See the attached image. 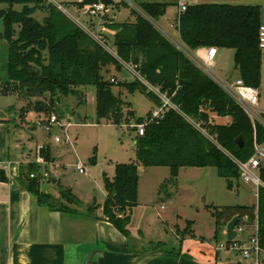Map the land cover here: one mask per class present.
Segmentation results:
<instances>
[{
  "label": "trees",
  "instance_id": "16d2710c",
  "mask_svg": "<svg viewBox=\"0 0 264 264\" xmlns=\"http://www.w3.org/2000/svg\"><path fill=\"white\" fill-rule=\"evenodd\" d=\"M98 2L82 0L77 7ZM120 3L126 4L135 19L118 23L109 18L105 23L114 33L111 42L117 56L114 57L46 0H0V4L7 5L0 7V41L6 48L2 83L14 84L18 94L25 98H41L48 94L50 104L44 107L45 113L52 110L59 96L67 97L80 87L91 86L97 121L104 119L115 126H129L132 121L142 123L150 113L136 118L131 105L122 100V94L112 92L113 86L123 88L127 94L146 95L156 104L155 108L162 105L161 100L139 80L112 83L111 79L104 78L102 71L112 66L119 72L122 69L119 60L135 65L141 77L176 107L166 108L161 118L145 126L142 136L135 137L137 161L145 167H169L172 179H176L182 167L215 168L228 190L238 187L239 171L230 156L241 162L250 159L254 154V137L257 144L264 142V127L255 124L254 130L247 114L190 56L200 48L231 49L239 78L258 89L263 59L259 48L260 7L188 4L176 20L180 42L186 52L183 53L154 23L165 14L168 4L140 3L135 6L138 11L124 0L110 6L115 8ZM38 10L46 13L42 22L33 16ZM186 117L201 123L216 143L202 135ZM217 118L225 121L218 123ZM261 119L264 121V115ZM241 135L244 145L239 148L235 140ZM41 155L47 163L52 162L49 148L44 147ZM258 173L264 185V159ZM21 176L25 188L38 204L49 210L75 213L69 205L77 203L69 190H60L63 200L60 203L42 190L37 164H28ZM104 191L103 204L91 203L86 209L88 214L97 218L94 212L100 207L102 218L123 236L130 237L128 225L138 191L136 164H117L113 178H104ZM213 216L216 230L224 228L235 216L238 225L245 217L249 225L256 222L259 245L264 250V186L258 188L256 204L219 207ZM176 237L183 240L180 232ZM189 238L194 237L189 234ZM231 242L226 241V244ZM160 244L153 248H160Z\"/></svg>",
  "mask_w": 264,
  "mask_h": 264
},
{
  "label": "rangeland",
  "instance_id": "374dc122",
  "mask_svg": "<svg viewBox=\"0 0 264 264\" xmlns=\"http://www.w3.org/2000/svg\"><path fill=\"white\" fill-rule=\"evenodd\" d=\"M46 1L57 9L59 6L62 7L67 16L70 15L72 19L104 38L106 37L98 29L102 26L106 28L105 23L110 21L109 18L114 22H125L128 18L135 19L134 14L123 3L115 8L108 6L107 12L103 15H91L86 11L88 5L77 7V3L82 0ZM113 1L119 3L122 0ZM124 1L129 3L130 8L138 11L135 6L141 3L140 0ZM175 1L162 0L169 4L166 16L160 17L154 23L159 30L168 33L169 37L181 44L176 31L169 27V23L174 22ZM6 6L0 4L2 8ZM15 8L21 7L15 6ZM117 10H120V13ZM33 16L42 22L46 13L38 10ZM113 34L110 33L111 38ZM233 53L231 49H222L215 58L211 74L218 79L229 81V76L230 78L234 76ZM262 53L264 54V50ZM5 59V44L0 41V110L6 109L5 112L0 111V118L10 115L8 122L10 136L17 137L25 145L26 152L31 155L33 161L39 147L49 148L52 162L39 166V173L43 176L42 190L51 194L56 202H63L59 193L61 189H66L77 203L76 206L70 204V208L82 209L87 203L102 205L105 197L104 178H113L117 164L135 163L138 169V191L137 203L132 209L128 225L130 236L136 240V243L141 241V245L148 246L151 250L161 243L159 245L161 250L182 252L187 249L184 240L189 238V234L200 243L217 245L218 248L220 244L225 245L227 239L222 232L223 228L216 230L213 216L215 210L224 206H250L256 203L254 185L243 184L238 180V187L234 186L228 190L225 181L218 177L215 168L182 167L179 168L176 179H172L169 167H145L140 164L135 154V131L131 128L126 129L128 125L115 126L104 119L97 121L94 88L91 86L80 87L67 97L59 96L58 102L51 107L52 110L45 113L44 107L50 104L48 94L41 98H25L18 94L14 84L2 83L5 78L3 68ZM102 74L107 80L114 75L117 83L135 80L134 76L124 68L117 72L110 66L103 70ZM261 77L259 105L263 106L264 66ZM6 88H9V91H6ZM147 88L155 93L152 87ZM112 92L115 95L118 92L122 94V100L131 105L136 118H144L156 107L152 99L140 92L127 94L123 88L117 86L112 87ZM37 113H41L42 119L54 114L64 121H69L72 124L68 128L70 142L63 141L64 133L58 127H50L46 130L36 126L34 123L37 120ZM23 115V121L16 120L21 119ZM13 117L16 119L13 120ZM215 121L222 123L225 120L217 118ZM134 123V121L130 122L131 126L135 125ZM55 137H60L62 141L55 142ZM77 165H83L84 174L78 172ZM179 232L183 235L182 241L176 237V233ZM219 250L222 253H230L232 259H241V255L236 251L227 248Z\"/></svg>",
  "mask_w": 264,
  "mask_h": 264
},
{
  "label": "crops",
  "instance_id": "0c3cea01",
  "mask_svg": "<svg viewBox=\"0 0 264 264\" xmlns=\"http://www.w3.org/2000/svg\"><path fill=\"white\" fill-rule=\"evenodd\" d=\"M140 1L168 4L162 0ZM180 1L187 5L258 6L261 26H264V0H176L173 3L176 6L174 22L169 23V27L176 31L178 37L176 20ZM117 11L120 13V10ZM166 13L167 9L162 18ZM133 20L128 18L126 21ZM98 30L102 31L110 43L112 42L111 30L103 26ZM204 49L196 51L201 54ZM221 51L222 49H218L217 55ZM263 66L264 54L261 76ZM233 74L232 78L229 76V80L239 77L235 68ZM111 76L110 79L116 78L114 75ZM7 89L9 91V88L5 90ZM257 90L260 97V86ZM262 104L263 106L259 105L260 110L264 111V100ZM0 111L5 112L6 109ZM37 114L36 119L41 118V113ZM15 119L13 117V120ZM9 120L10 115L0 118V178H5L4 181L0 180V264H248L242 256L240 260L232 259L230 253H222L217 245L211 246L191 238L184 240L187 243L185 252L165 251L159 248L151 250L148 246L141 245V241L136 243L131 236L127 238L119 233L102 218L100 207L94 212L98 219L91 217L86 210L90 203L82 209L73 207L75 213L49 210L46 206L38 204L35 197L25 188L21 176L22 169L33 163V159L26 152L25 145L17 137L10 136ZM16 120L23 121L24 115ZM254 231L255 223L248 225L244 232L235 238L247 241ZM222 232L226 236V226Z\"/></svg>",
  "mask_w": 264,
  "mask_h": 264
},
{
  "label": "built area",
  "instance_id": "2783aa9c",
  "mask_svg": "<svg viewBox=\"0 0 264 264\" xmlns=\"http://www.w3.org/2000/svg\"><path fill=\"white\" fill-rule=\"evenodd\" d=\"M187 4L180 1L178 3V15L185 11ZM59 10L64 13L62 7L59 6ZM78 10V8H77ZM91 15H103L107 12V6L98 2L93 5H88L87 10ZM65 14V13H64ZM66 15V14H65ZM67 16V15H66ZM71 19L77 26H79L89 37H91L94 41H96L101 47H103L108 53L116 56V52L112 49L109 44L108 39L104 38L102 35H96L89 28L84 27L80 23L72 19L69 15L67 16ZM162 31V30H161ZM163 32V31H162ZM164 33V32H163ZM165 34V33H164ZM167 38L183 53H186L181 44L174 41L171 37L165 34ZM259 48L264 50V26L260 27L259 30ZM199 51H195L192 53L191 59L193 62L199 66L206 74H208L213 81L247 114L249 119L253 124V128L255 130V124H260L264 127V121L261 119V115H264V111L259 108V92L256 88L248 86L244 83L242 79L235 78L232 80H221L211 74V70L215 64V58L217 55V49L215 47H206L201 54ZM120 64L122 69H126L130 74L134 76L135 80H139L146 87L150 86L139 74L137 67L132 64H127L121 60ZM112 83H116L115 79H111ZM152 87V86H150ZM155 94L160 100L162 105L160 107L154 108L151 110L149 118L145 119L140 124H135L133 126L129 125L127 128H134L136 136L140 137L144 134L145 126L152 122L153 120L161 118L164 114L166 108L176 109V107L170 102V100L163 94L159 92L157 88L152 87ZM187 118V117H186ZM187 120L206 138H208L213 143H216L215 139L209 134V132L203 127L201 123H197L189 118ZM38 127H42L48 130L50 127H58L62 129L64 136L63 141L66 143L70 142V137L68 135V128L72 126L69 121H64L62 118L57 117L54 114L49 115L47 118L41 119L37 118L34 123ZM55 142H60L62 139L60 137L54 138ZM44 149V146H41L37 149L36 158L33 163L38 166L47 165L48 163L44 160L41 155V151ZM228 154V153H226ZM230 159L237 166L239 171L240 180L243 184H252L256 187L255 197L257 199L258 188L260 186H264L259 178L258 168L262 159H264V142L262 144H257L254 137V154L253 156L245 162H241L236 158L230 156ZM77 170L79 173L84 174L85 168L83 165H77ZM40 174V173H39ZM34 174H31L30 177L34 178ZM41 180H43V176L40 174ZM247 217L243 218L242 222L236 225L234 231L236 236L242 234L244 229L249 225ZM258 227L255 222V231L254 234L247 241H239L236 238L231 242L230 245L220 244L218 249H230L232 251L238 252L243 259L248 261V264H264V250L259 245L258 235H257Z\"/></svg>",
  "mask_w": 264,
  "mask_h": 264
},
{
  "label": "water",
  "instance_id": "95a60500",
  "mask_svg": "<svg viewBox=\"0 0 264 264\" xmlns=\"http://www.w3.org/2000/svg\"><path fill=\"white\" fill-rule=\"evenodd\" d=\"M100 3L106 5V6H110V5H113L115 2L113 0H99ZM235 143L236 145L239 147V148H242L243 145H244V138L243 136H239L236 138L235 140ZM238 223V217H233L231 219V221L226 225V238H227V241H233L236 237V233L234 231L236 225Z\"/></svg>",
  "mask_w": 264,
  "mask_h": 264
}]
</instances>
